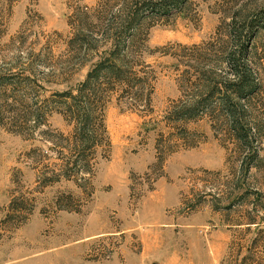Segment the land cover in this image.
Listing matches in <instances>:
<instances>
[{
  "label": "rangeland",
  "instance_id": "obj_1",
  "mask_svg": "<svg viewBox=\"0 0 264 264\" xmlns=\"http://www.w3.org/2000/svg\"><path fill=\"white\" fill-rule=\"evenodd\" d=\"M138 1L0 0V264H264V94L254 161L208 116L167 120L202 91L187 73L218 66L228 31L255 19L264 83V0H189L120 31ZM104 34H139L129 60L149 106L109 95V144L80 172L59 95L85 80Z\"/></svg>",
  "mask_w": 264,
  "mask_h": 264
},
{
  "label": "trees",
  "instance_id": "obj_2",
  "mask_svg": "<svg viewBox=\"0 0 264 264\" xmlns=\"http://www.w3.org/2000/svg\"><path fill=\"white\" fill-rule=\"evenodd\" d=\"M189 0H144L120 11L121 29L126 31L140 25L148 17L162 18L182 13ZM258 17L264 23V12ZM149 19V18H148ZM256 23V24H255ZM257 19L240 29L233 27L226 35V45L220 52L218 66L188 72L193 91H202L196 98L178 99L167 112L170 122L191 121L208 116L220 125L230 138L249 151L252 161L259 157L260 142L254 135L256 118L252 110L262 98L264 83L258 69L252 65L250 45L258 33ZM234 26V25H230ZM108 47L98 53L97 60L74 92L59 95L69 117L72 132L69 139L73 162L83 172L89 167L96 149L109 144L105 120L101 113L109 95L120 92L119 102L129 110L147 108L148 79L138 62L129 60L130 50L139 34H104ZM137 68L139 70H137ZM143 75V76H140ZM147 100V102H145ZM71 161V160H69ZM66 166V169L69 167ZM251 167L246 168V172ZM67 171V170H66ZM65 176L68 177L65 172Z\"/></svg>",
  "mask_w": 264,
  "mask_h": 264
}]
</instances>
